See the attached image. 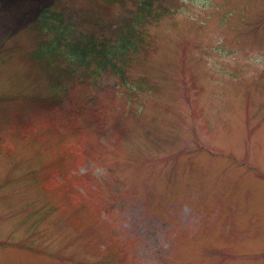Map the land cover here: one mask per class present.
<instances>
[{"label":"rangeland","instance_id":"1","mask_svg":"<svg viewBox=\"0 0 264 264\" xmlns=\"http://www.w3.org/2000/svg\"><path fill=\"white\" fill-rule=\"evenodd\" d=\"M50 1L0 0V264H264V0H152L134 94L54 97L28 59ZM126 6L55 9L102 41Z\"/></svg>","mask_w":264,"mask_h":264},{"label":"trees","instance_id":"2","mask_svg":"<svg viewBox=\"0 0 264 264\" xmlns=\"http://www.w3.org/2000/svg\"><path fill=\"white\" fill-rule=\"evenodd\" d=\"M57 1L43 8L29 29L36 33L38 42L29 53V62L38 73L51 79L47 88L53 96L66 91L76 79L81 83L91 79L96 84L108 69L124 84L126 69L138 61L139 55L149 46L151 38L146 25L158 22L166 14L154 6L152 0H138L137 3L136 0H111L122 8L127 7V2H133L134 8L121 19L112 36L98 42L93 36L76 34L71 25H65L56 12ZM125 86L130 92L134 91Z\"/></svg>","mask_w":264,"mask_h":264},{"label":"clouds","instance_id":"3","mask_svg":"<svg viewBox=\"0 0 264 264\" xmlns=\"http://www.w3.org/2000/svg\"><path fill=\"white\" fill-rule=\"evenodd\" d=\"M246 61L251 69L264 72V49H252L246 54Z\"/></svg>","mask_w":264,"mask_h":264}]
</instances>
